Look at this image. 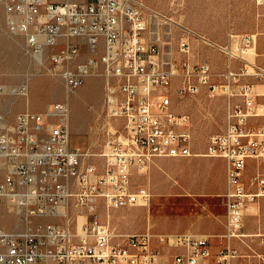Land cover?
<instances>
[{
	"label": "built area",
	"instance_id": "obj_1",
	"mask_svg": "<svg viewBox=\"0 0 264 264\" xmlns=\"http://www.w3.org/2000/svg\"><path fill=\"white\" fill-rule=\"evenodd\" d=\"M0 5L10 31L25 38L26 52L42 65L49 61L50 72L67 90L66 101L44 112H21L12 124L0 112V202L26 224L15 231L0 226V264H233L237 259L261 264L264 253L247 245L253 254H242L229 233L234 224L243 231L245 213L264 198V66L245 56L256 47L258 33L230 32L225 42L215 41L142 0H0ZM196 43L225 59L223 82H216L210 61H193ZM83 47L89 51L84 60ZM94 75L105 83L102 168L71 145L69 98ZM176 79L180 94L205 89L227 100L225 129L210 138L204 154L227 166V231L217 253L207 235L117 234L100 218L102 201L109 209L149 206L152 193L134 187L135 170L147 172L157 158L195 155L191 118L178 113L172 99ZM12 92L26 94L25 88ZM117 129H128L129 140H120ZM245 237L242 232L240 240Z\"/></svg>",
	"mask_w": 264,
	"mask_h": 264
},
{
	"label": "rangeland",
	"instance_id": "obj_2",
	"mask_svg": "<svg viewBox=\"0 0 264 264\" xmlns=\"http://www.w3.org/2000/svg\"><path fill=\"white\" fill-rule=\"evenodd\" d=\"M142 1L166 17L218 39L223 36L225 40L230 32L258 33L255 51H251L249 55L251 57L256 55L257 63L264 66V5L258 6L255 0ZM225 1L227 4H224ZM173 33L174 41L171 48L176 50L178 30L175 26H173ZM100 52H102V46ZM88 55L87 47H83L81 59H86ZM203 59L210 63L212 61V67L217 74L216 82H223V77L219 75L224 69L225 59L217 51L202 47L196 51L193 61L198 62ZM234 64L236 67L240 65L239 62ZM50 69L49 61H45L42 65L26 52L25 38L23 35L10 31L6 23L4 8L0 5V85L5 89V93L0 94V112L8 123H14L16 116L26 110L44 112L53 103L67 100V90L63 79L52 74ZM179 82L178 79L174 81L171 89L172 99L176 111L180 114H187L191 118L192 150L195 154L191 158L197 159L194 165L182 166V170L195 173L196 176L189 177V182L197 177L204 182L209 177L211 183H216L218 182V168L209 166L205 159L200 158L207 157L204 154L210 138L225 129L226 97L224 95L212 97L205 89L197 95H183L177 92ZM260 83L264 85V79ZM14 88H25L26 94H14L12 92ZM69 102L71 105V145L91 154L87 162L102 168L104 160L100 154L104 151L106 140L103 78L95 75L88 77L84 85L71 95ZM250 171H252L251 168ZM151 179L154 180L156 186L151 187L152 199L149 206L109 209L105 201L99 205L100 218L110 223L117 234L147 231L172 232L183 226L182 219L186 215L189 216L199 211L188 186L183 190L182 198L166 194L168 191L160 186V177H151L148 170L144 173L135 171L132 177L135 188L148 187ZM189 185L192 184L189 183ZM113 212L116 213L115 218ZM0 226L15 231L25 228L26 224L20 215L9 213L7 205L0 202ZM130 229H135V231ZM242 232L249 236L241 240L239 235L234 238L242 254H253L250 248L257 253H264V198L252 205L245 213L243 231L237 230L238 234ZM157 249L163 251V247L158 246ZM164 250L174 253L168 247H164ZM253 261L256 260L253 259Z\"/></svg>",
	"mask_w": 264,
	"mask_h": 264
},
{
	"label": "crops",
	"instance_id": "obj_3",
	"mask_svg": "<svg viewBox=\"0 0 264 264\" xmlns=\"http://www.w3.org/2000/svg\"><path fill=\"white\" fill-rule=\"evenodd\" d=\"M224 4H227V2L225 1ZM189 28L201 33L200 31L196 30L194 27H189ZM204 35L219 42H225L228 38L227 36V38L223 40V36L218 39L212 35H208V34H204ZM202 47L203 46L197 43L195 44L196 51H198ZM262 87L264 88V85H262ZM200 159H205L209 166L218 168L219 170L217 175L218 182L211 183L209 177L206 178L204 182L201 181L198 177L195 178L192 182L188 181L189 177L194 176L195 173L194 172L188 173L187 171H183L182 166L194 165L197 160L194 157L158 158L154 160L152 164H150L148 171L151 177L154 176L160 177L161 179L160 186L168 191L166 194L183 198L184 196L183 190H185V187L188 186L189 192L192 193L191 195L193 196V199L196 200L197 202L196 206L199 209L197 213H194L189 216L186 215L182 219V223H183L182 227H179L172 232H160L156 234L162 233V234L170 235V234H183V233L191 232V233L207 235L211 237V249L213 253H217L225 243V241L221 240L220 237L226 231V227H225L226 208H225V200L223 195L225 194L227 187V179H226L227 166H226V161L220 158L203 157ZM153 179H151L150 182H148L147 188L150 191L152 186L154 188L156 186ZM189 183H191L192 185L190 186ZM113 217L114 218L116 217V213L114 212H113ZM238 229L239 231L242 230L241 224L239 225ZM130 230L135 231V229H130ZM234 245L238 247L236 241L234 242ZM245 262L246 260L244 259H237L233 262V264H244Z\"/></svg>",
	"mask_w": 264,
	"mask_h": 264
},
{
	"label": "bare ground",
	"instance_id": "obj_4",
	"mask_svg": "<svg viewBox=\"0 0 264 264\" xmlns=\"http://www.w3.org/2000/svg\"><path fill=\"white\" fill-rule=\"evenodd\" d=\"M255 51V48L250 49L249 51H247L246 53V57L249 58L250 60L255 59V56H250L249 53L251 51ZM117 136H120V140H129V130L128 129H122V130H118L117 131ZM238 225L239 224H234V226H229V233H231V239H234L235 237L242 236V234H238L237 230H238ZM226 231H227V223H226ZM246 236H249L248 234H246ZM261 264H264V259H261Z\"/></svg>",
	"mask_w": 264,
	"mask_h": 264
}]
</instances>
